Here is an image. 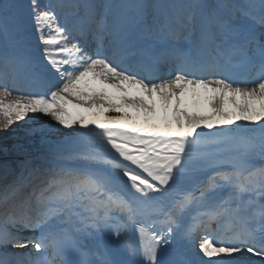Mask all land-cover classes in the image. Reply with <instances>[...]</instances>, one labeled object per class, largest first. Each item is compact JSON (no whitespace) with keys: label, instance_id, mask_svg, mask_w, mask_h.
<instances>
[{"label":"snow or ice","instance_id":"1","mask_svg":"<svg viewBox=\"0 0 264 264\" xmlns=\"http://www.w3.org/2000/svg\"><path fill=\"white\" fill-rule=\"evenodd\" d=\"M66 7L0 2L12 264H264V0Z\"/></svg>","mask_w":264,"mask_h":264},{"label":"bare ground","instance_id":"2","mask_svg":"<svg viewBox=\"0 0 264 264\" xmlns=\"http://www.w3.org/2000/svg\"><path fill=\"white\" fill-rule=\"evenodd\" d=\"M10 132L12 131L9 129L0 131V186L5 182L3 179L7 178L6 176L2 177L6 169L18 170L19 164L37 155L36 147L39 143L38 135L27 139L16 136L14 137V141L10 142L6 141L11 137L12 133Z\"/></svg>","mask_w":264,"mask_h":264},{"label":"rangeland","instance_id":"3","mask_svg":"<svg viewBox=\"0 0 264 264\" xmlns=\"http://www.w3.org/2000/svg\"><path fill=\"white\" fill-rule=\"evenodd\" d=\"M47 119V118H45ZM39 125L38 124H34V123H29V124H24L23 122L20 123V125H15V126H12L9 130H11L12 133L11 134V137L9 138V140H6V141H14V137L16 136H20L22 139H27L29 137H32V136H29L28 133H27V129L30 128V127H38Z\"/></svg>","mask_w":264,"mask_h":264}]
</instances>
